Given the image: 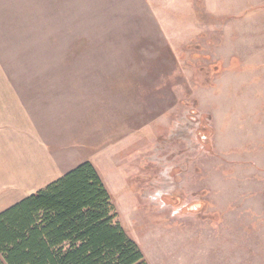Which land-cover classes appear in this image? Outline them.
Masks as SVG:
<instances>
[{"label": "rangeland", "instance_id": "1", "mask_svg": "<svg viewBox=\"0 0 264 264\" xmlns=\"http://www.w3.org/2000/svg\"><path fill=\"white\" fill-rule=\"evenodd\" d=\"M0 61L74 98L147 264H264V0H0Z\"/></svg>", "mask_w": 264, "mask_h": 264}, {"label": "trees", "instance_id": "2", "mask_svg": "<svg viewBox=\"0 0 264 264\" xmlns=\"http://www.w3.org/2000/svg\"><path fill=\"white\" fill-rule=\"evenodd\" d=\"M116 218L83 162L0 213V264H147Z\"/></svg>", "mask_w": 264, "mask_h": 264}, {"label": "crops", "instance_id": "3", "mask_svg": "<svg viewBox=\"0 0 264 264\" xmlns=\"http://www.w3.org/2000/svg\"><path fill=\"white\" fill-rule=\"evenodd\" d=\"M55 93L48 88L12 83L0 61V213L84 161L95 167L110 194L109 188L113 185L109 186L108 182L112 181H107L106 176L117 172L114 173V167L107 164L109 158L101 159L104 152L92 157L91 154L80 156L79 152L67 150L68 142L73 145L77 140L68 133V129L65 131L61 121L49 119H62L63 103L74 101V98H64ZM99 165L104 168L103 174L98 169ZM133 172L131 170L124 175L133 178ZM117 174L120 183L117 180L116 185H120L122 173ZM125 188L131 190L128 184Z\"/></svg>", "mask_w": 264, "mask_h": 264}]
</instances>
